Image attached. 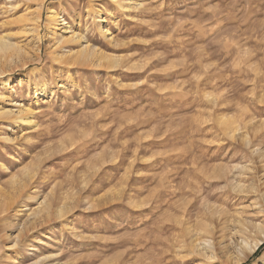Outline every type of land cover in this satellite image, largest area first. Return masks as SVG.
<instances>
[{
	"label": "rangeland",
	"instance_id": "rangeland-1",
	"mask_svg": "<svg viewBox=\"0 0 264 264\" xmlns=\"http://www.w3.org/2000/svg\"><path fill=\"white\" fill-rule=\"evenodd\" d=\"M32 6L0 0V264H237L256 242L241 264H264V0H47L38 33L18 19ZM82 43L86 63L55 59ZM237 165L252 179L214 257L190 254L202 204L232 195L207 175Z\"/></svg>",
	"mask_w": 264,
	"mask_h": 264
},
{
	"label": "bare ground",
	"instance_id": "bare-ground-1",
	"mask_svg": "<svg viewBox=\"0 0 264 264\" xmlns=\"http://www.w3.org/2000/svg\"><path fill=\"white\" fill-rule=\"evenodd\" d=\"M47 0H24V2L26 3V5L28 4H32L34 7H36V11L35 14L32 15L31 10L30 13L31 16L30 18H28L27 16L22 15L23 17H19L18 19L20 20V22H26L27 25V29L29 32H35L38 33L39 29H40V23H41V18L40 17L42 14L41 9L44 6V3ZM114 1H118V0H114ZM90 2V1H89ZM92 2V1H91ZM87 3V2H86ZM113 3V2H112ZM123 3V2H122ZM122 3L118 2V7L121 8H127L126 6H124ZM134 4V3H133ZM99 5V4H98ZM116 5V4H115ZM126 5H131V4H126ZM32 6V7H33ZM134 6V5H133ZM132 6V7H133ZM29 7V6H28ZM31 7V8H32ZM45 7V6H44ZM91 7V6H90ZM93 7V6H92ZM130 7V6H129ZM26 8V7H25ZM133 9V8H132ZM136 9V8H134ZM133 9V10H134ZM126 10V9H125ZM34 11L32 10V12L34 13ZM89 11V9H88ZM40 12V13H39ZM87 12V11H86ZM29 13V12H27ZM26 13V14H27ZM29 13V14H30ZM90 13V12H89ZM94 13V12H93ZM60 15V14H58ZM54 11H50L48 13V17H47V23H46V28H47V34L50 35H54L55 37H53L56 40L55 44H59L63 45L64 43H66L69 39L71 40V38H67V36L65 35L66 33V28L62 27V29L60 30H54L55 26H58V24L60 25H65L64 21L60 19V17L58 16ZM91 15V14H90ZM96 15V14H95ZM101 15V14H100ZM94 16V15H93ZM96 18V17H95ZM94 18V20H95ZM98 18V17H97ZM97 20V19H96ZM72 22V21H71ZM76 22V21H75ZM29 23H32L29 24ZM73 23V22H72ZM80 23V22H79ZM42 24V23H41ZM74 24V23H73ZM70 27V26H69ZM103 29V28H102ZM101 29V30H102ZM106 29V28H105ZM80 30V28H79ZM78 30V31H79ZM101 32V31H100ZM102 33V32H101ZM106 32L105 30L103 31V33L101 35H104ZM80 34V33H79ZM109 34V33H108ZM76 35V34H75ZM74 37V36H73ZM72 37V38H73ZM78 37V36H77ZM81 38V37H80ZM79 38V39H80ZM8 38L6 37H0V55L4 52H6L9 48L11 49V47L13 48L14 45H12L11 43L8 42L7 40ZM53 39V40H54ZM75 39V37H74ZM78 40V38H76ZM82 39V38H81ZM87 39V38H86ZM86 39L84 41H86ZM88 40V39H87ZM83 41V40H82ZM88 42V41H87ZM69 43V42H68ZM67 45V44H66ZM63 45V46H66ZM73 44H71L72 46ZM75 45V44H74ZM61 46V47H63ZM82 48H79L80 50L76 51L75 53H70L69 55H56L58 56L57 58H55L56 60H58L61 63H66L68 65L74 66L75 63H86L85 61H87V58L90 56H95L93 55L95 53V49L91 50V46L86 44V43H82L81 44ZM91 48H90V47ZM60 47V48H61ZM69 47V46H68ZM67 47V48H68ZM19 48V47H18ZM55 49H57L55 47ZM38 50V49H37ZM63 50V48H62ZM22 51V50H21ZM61 51V50H60ZM59 51V52H60ZM53 52H57V50H54ZM51 52V53H53ZM58 52V54H59ZM63 52V51H62ZM65 52V51H64ZM97 52V51H96ZM50 53V54H51ZM92 54V55H91ZM55 56V55H54ZM106 58V57H105ZM92 59V57H91ZM110 58H108L109 60ZM111 60V59H110ZM109 60V61H110ZM82 61V62H81ZM89 61V60H88ZM93 62V61H92ZM102 62V61H101ZM100 62V63H101ZM112 62V60H111ZM94 63V62H93ZM108 63V62H107ZM116 63V62H115ZM118 63V62H117ZM97 65V64H96ZM99 65V64H98ZM119 65V64H118ZM109 66V65H108ZM107 66V67H108ZM101 67V66H100ZM111 67L113 68L114 65H111ZM5 115L6 118L11 117V115L13 114L12 110H7L3 113ZM243 130V129H242ZM237 130L232 131L233 132V136L235 135L234 132H236ZM245 136H246V141H248V146L250 148H254L255 144H253L252 140H249V135L247 132H245ZM253 154L257 156V158L259 157L261 160L264 159V150L262 151L261 148H256L253 150ZM220 169V167H218ZM216 172V171H215ZM222 172V171H220ZM253 172V171H252ZM217 173V172H216ZM208 180L210 181V188H216L219 185H221V183H223L225 185V187H228L230 189L231 194L228 193H219L217 192L216 194H213L215 191H213V196L209 197V201H212L213 203H209V202H205L202 204V207L199 211L198 214V220L200 219L203 223L198 224V226L196 225L194 227V229L196 230H191V232H195L196 233V237L191 241L192 246L190 247V249L188 250L190 254L192 255H207L208 253H211L212 256L211 258L214 257L213 254V245H212V237H213V231L214 228L216 227L217 223H219L222 220V213H223V209L221 206H227L228 202L226 200L230 199L231 196L234 195V193H239V192H243L245 185L244 182L247 181V179H252V174H251V168L248 166H238L235 167L233 169L232 173H228V174H211V175H207ZM207 181V180H206ZM209 189V188H208ZM205 192V191H204ZM239 195V194H238ZM234 198V196H233ZM236 199V198H235ZM230 201V200H229ZM232 201V200H231ZM43 208L45 210H48V207H41V209L43 210ZM184 208V207H183ZM25 210V209H24ZM27 211V210H26ZM186 212H184L183 214H185ZM48 216V215H47ZM183 217V216H182ZM177 218L173 224L176 228H179V231L181 233V237L182 240L178 241L179 243H184L187 241L186 235H187V231L189 228H185L184 227V221L183 218ZM28 218H30V215L28 216ZM32 219V218H31ZM203 219L205 221H203ZM186 238V239H185ZM246 239H244L242 241V243H245ZM190 243V244H191ZM188 243H186L185 245H187ZM262 243L261 242H256L254 244V246L252 247H248L247 249H245L244 253L242 254V256L240 258H238L237 260V264H241L242 262L246 261L249 258V254H253L255 253L258 248L260 247ZM17 245V241H15L14 246ZM180 250H178L179 252ZM165 257V256H164ZM46 260V259H44ZM163 260V259H162ZM41 261V260H40ZM160 261V260H159ZM172 261H181V264H185V257H182V260L178 258V255H175L170 259L168 258L167 260H164L165 263H169ZM158 262V261H157ZM37 264L39 263L38 261L36 262ZM41 263V262H40ZM35 264V263H34Z\"/></svg>",
	"mask_w": 264,
	"mask_h": 264
},
{
	"label": "trees",
	"instance_id": "trees-1",
	"mask_svg": "<svg viewBox=\"0 0 264 264\" xmlns=\"http://www.w3.org/2000/svg\"><path fill=\"white\" fill-rule=\"evenodd\" d=\"M260 251H262V248H261V250Z\"/></svg>",
	"mask_w": 264,
	"mask_h": 264
}]
</instances>
